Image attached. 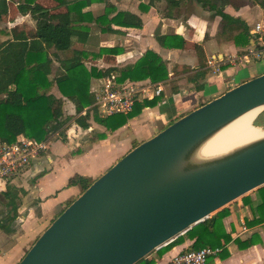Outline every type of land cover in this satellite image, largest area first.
<instances>
[{
	"label": "crops",
	"instance_id": "obj_1",
	"mask_svg": "<svg viewBox=\"0 0 264 264\" xmlns=\"http://www.w3.org/2000/svg\"><path fill=\"white\" fill-rule=\"evenodd\" d=\"M110 1L118 11L138 15L143 21V27L135 29L113 26L121 33L108 36L109 43L101 42V48H121L122 50L119 54L108 55L113 62L109 64L111 67L105 66L104 69L119 70L135 64L148 50H152L163 58L169 71V78L165 82L152 83L149 79L140 81L144 85H161L163 88L161 95L157 96L161 98L158 105L154 108H146L142 112L143 129L146 134L142 142L152 138L183 115L228 90L264 74V62L257 63V60L250 57V61L245 63L243 59L250 49L259 47V35L254 34L256 26L261 25L264 29L263 11L251 0H223L224 13L244 21L250 29V34L254 35L248 45H237L234 41H227L220 37L223 23L222 18L215 14L213 0H176L180 3V7L171 13L172 17L165 16L166 0H142L143 10L141 4L134 6V2L138 0ZM37 3L47 8H55L58 5L54 0H37ZM14 6L16 7L17 3L12 1L9 12L5 15L7 19L4 16L0 21V28L4 27L0 30V42L9 37L14 38L20 31H26L30 37L35 35V24L32 27L24 22L30 16L22 15L18 7L16 9L13 8ZM99 6L105 7L104 4L92 3L85 10L97 13L100 11H97ZM219 6L221 4H218L217 9ZM93 7H96L95 10ZM60 10L65 11V9ZM4 22L6 24H3ZM3 31L6 33L3 34ZM238 33L236 32L235 36ZM98 34L101 37L106 35L99 32ZM168 36L183 38L184 46L179 49L165 47ZM88 45L87 43L85 46L86 50ZM196 45L202 47L207 62L205 68L207 74L199 81L202 85L200 91L195 89V84L190 80L199 65ZM133 57L134 59H130ZM91 66L96 67V64ZM113 74L120 77L119 71ZM51 77H54V73ZM169 84H172L171 88H168ZM54 92L56 96L60 95L56 88ZM66 104L70 109L68 115H74L73 103L67 101ZM64 109L66 111V108ZM93 125H90L89 131L92 132L98 128L107 134L106 139L89 141L88 144L81 138V130L72 128L68 131L69 136L66 141L50 140L52 142L51 156H48L50 149V141H48V150L32 163L28 171L10 183L24 189L27 194L21 198L19 214L13 225L9 228L0 227V264H18L38 237L66 208L67 202L79 196L80 187L67 186L72 176L78 174L94 181L133 149L134 145L129 147L127 145L126 150L120 149L121 146H112L114 144L111 139L112 132L107 131L97 122ZM74 131L79 132V135L74 134ZM46 163L50 165V169L45 166ZM44 173L45 175L39 177ZM7 185L9 184L0 183L2 198ZM258 190L226 207L228 216L223 219V224L231 240L223 249L226 250L225 252L221 249L220 254L225 255L221 257L218 254L211 257L208 264H264V223L248 225L249 222L260 217L259 206L262 203V196ZM5 204L6 200L2 204L4 211H6ZM243 225L248 229L246 232H243ZM253 236L261 241L244 250L238 248L236 239L246 240ZM193 244L194 241L186 239L162 257H157L155 264H170L176 255L190 250ZM155 253L156 251L151 256H156Z\"/></svg>",
	"mask_w": 264,
	"mask_h": 264
},
{
	"label": "water",
	"instance_id": "obj_2",
	"mask_svg": "<svg viewBox=\"0 0 264 264\" xmlns=\"http://www.w3.org/2000/svg\"><path fill=\"white\" fill-rule=\"evenodd\" d=\"M259 108L264 74L178 118L94 180L18 264H137L264 187V135L220 155L199 153Z\"/></svg>",
	"mask_w": 264,
	"mask_h": 264
},
{
	"label": "trees",
	"instance_id": "obj_3",
	"mask_svg": "<svg viewBox=\"0 0 264 264\" xmlns=\"http://www.w3.org/2000/svg\"><path fill=\"white\" fill-rule=\"evenodd\" d=\"M13 0H0V21L9 12ZM57 7L47 8L37 0H22L18 4L19 12L30 16L35 24V35L30 37L26 31H20L14 38L0 42V139L13 143L20 135L35 139L39 142L50 141L59 136L62 141L67 140L66 130L72 122H76L84 129H89L87 119L91 112L98 124L109 132H115L128 122L140 116L144 109L158 105L160 97L146 99L137 103L129 114H118L110 117H100L94 108L95 96L91 92L95 79L107 77L119 71V82L150 80L152 83L165 82L169 78V71L163 58L152 50H148L135 64L125 66L119 70L101 72L95 66L88 68V58H99L103 55H115L121 48H101L98 53L85 49L94 30L102 34L121 33L113 26L140 29L142 19L131 12L118 11L110 0H54ZM258 5L264 14V0H251ZM166 17H172V12L180 7L176 0H166ZM89 3L104 4L102 11L93 13L85 10ZM215 14L222 18L223 29L220 37L234 41L237 45H248L254 35L250 34L248 25L241 19L224 13L223 0H213ZM218 4L221 6L218 7ZM143 10V5L141 6ZM60 9H65L61 11ZM94 24L95 28L91 25ZM239 32L235 36V33ZM3 34L6 32L3 31ZM184 46L183 38L168 36L165 47L179 49ZM198 56V70L191 75V82L200 91L199 81L204 79L207 70L206 57L201 46L195 47ZM71 52L70 55H66ZM54 62L59 64L57 70L60 77H52ZM57 89L59 96L53 93ZM67 101L73 103L75 115L65 113ZM86 113L82 115V113ZM263 116V115H262ZM105 132L90 138L91 142L106 139ZM138 146L134 144L133 148ZM44 174H40L42 177ZM93 181L81 175H74L68 180V187L78 186L84 192ZM261 192L262 203L259 206L260 217L249 222L248 225L264 223V187ZM27 192L13 185H7L3 197L6 200V211L1 220V228H9L17 219L21 205V198ZM74 199L67 202L69 206ZM63 209L56 218L64 211ZM39 214V213H38ZM228 216V209L224 208L211 218L194 226L185 234L156 251V256H148L137 264H155L157 257H162L175 246L186 239L194 241L190 250L201 248H221L230 242L231 237L225 231L223 219ZM55 218V219H56ZM54 219V220H55ZM255 236L246 239H236L239 249L244 250L258 244ZM224 252L226 250H223ZM224 253L220 254L222 257Z\"/></svg>",
	"mask_w": 264,
	"mask_h": 264
},
{
	"label": "built area",
	"instance_id": "obj_4",
	"mask_svg": "<svg viewBox=\"0 0 264 264\" xmlns=\"http://www.w3.org/2000/svg\"><path fill=\"white\" fill-rule=\"evenodd\" d=\"M254 34L259 35V47H253L244 56L248 63L250 57L257 61L264 60V29L257 25ZM163 92L161 85H144L140 81L119 82L111 73L105 77L100 86L93 91L95 96L94 108L100 117H110L118 114H129L137 103L145 99H153ZM148 93H151L150 95ZM86 113H82L85 115ZM48 150V141L39 142L35 139L20 135L13 143L0 139V181L10 184L30 169ZM248 229L243 225V232ZM221 248H201L186 250L176 255L170 264H208L211 257L220 254Z\"/></svg>",
	"mask_w": 264,
	"mask_h": 264
},
{
	"label": "rangeland",
	"instance_id": "obj_5",
	"mask_svg": "<svg viewBox=\"0 0 264 264\" xmlns=\"http://www.w3.org/2000/svg\"><path fill=\"white\" fill-rule=\"evenodd\" d=\"M15 3H17V6L13 7V8H16L18 7V4L19 2H21L22 0H13ZM89 4H92V3H89ZM142 5L143 2L142 0H138V2H134V6L137 7V5ZM13 6V5H12ZM91 6V5H90ZM96 7H93V9L95 10ZM104 8V6H99L97 7V11H102V9ZM5 19H7V17L5 16ZM25 24L27 23L28 26H34V22L30 19V18H27L25 19ZM3 24H6V22H4ZM93 28H95L94 24L91 25ZM2 28V29H1ZM0 30H3L4 27H1ZM107 35V36H106ZM105 36H102L101 35L99 36L98 34V31H94V33H92V35L90 36L89 40H88V48L87 50H89V52H95V53H98L99 50L101 49V42H104L105 44L109 43V37L112 36L111 34H106ZM109 36V37H108ZM119 44V43H118ZM132 49V48H131ZM130 49V50H131ZM134 53V52H132ZM71 52H68L66 55H70ZM93 58V57H92ZM95 59V58H93ZM98 59V60H97ZM95 60L97 61H93L91 58H88L86 60V65L88 66V68L91 67L92 64H96V67L98 69L101 70V72L105 73L106 71H110L112 70L111 69H104L105 66H110L109 64H112L110 62H113L111 61L110 57L108 55H103L102 57H99ZM130 59H134L133 58H130ZM262 62H264V60H261ZM257 63H259V61H257ZM58 67V63L57 62H54V65H53V73H54V77H60V75L58 74V71L56 70ZM119 69V68H117ZM56 71V72H55ZM116 77H117V80L119 78L118 75L114 74ZM52 78V77H51ZM105 77H101L100 79H95L92 87H91V92L93 93V91L98 88L101 84V82L104 80ZM172 84H169L168 88H171ZM53 93H56L54 92V89H53ZM68 104V103H67ZM67 104H65V108H66V114L68 115L70 113V109H68V106H66ZM65 110V109H64ZM74 110V108H73ZM75 115V114H74ZM263 115V116H262ZM89 120V124L91 126H94L93 124L96 122L95 120V115L93 114V112H91L90 114V117L87 118ZM93 123V124H92ZM250 127L251 129H253V136H252V139H255L257 137H260L262 135H264V110L262 108V110L260 111V113L254 118V120L251 122L250 124ZM72 128H75L76 130L80 129L82 133H80V136L83 140H85L87 143L90 141V138L95 135L97 136V134L99 132H101L100 129L98 128H95L94 131L90 132L89 129H84L82 128L81 126H79L76 122H72L68 129L66 130V135H68V131ZM90 128V127H89ZM73 132V131H72ZM74 134H77L79 135V132H76L74 131ZM146 134H145V129H143V115L141 114L140 116L130 120L128 122V124L123 128L121 129L120 131H117V132H112V141H113V145L112 146H121L120 149H125V147L128 145L129 146H133L134 144H141L143 139L145 138ZM86 138V139H85ZM53 140H58L60 142H62V139L59 137V136H54L52 139ZM89 144V143H88ZM87 144V145H88ZM49 146H50V149H49V152H48V156H51L52 155V152H51V148H52V142L50 141L49 142ZM126 150V149H125ZM74 156V155H73ZM71 156V157H73ZM45 166L50 169V165L48 163L45 164ZM105 173V172H104ZM103 173V174H104ZM100 177V176H99ZM35 182V181H34ZM0 183H4L2 181H0ZM14 186V185H13ZM82 193V190H80V194ZM79 194V195H80ZM77 198V197H76ZM76 198H72V199H76ZM4 198H2V196L0 195V224H1V220L3 219V214H4V208L2 206L3 202H4ZM73 200V201H74ZM13 225V224H12ZM17 226V224L15 225Z\"/></svg>",
	"mask_w": 264,
	"mask_h": 264
},
{
	"label": "bare ground",
	"instance_id": "obj_6",
	"mask_svg": "<svg viewBox=\"0 0 264 264\" xmlns=\"http://www.w3.org/2000/svg\"><path fill=\"white\" fill-rule=\"evenodd\" d=\"M261 110L262 108H259L241 116L233 124L220 132L201 148L199 152L201 157L220 155L229 152L238 146H242L261 138L263 135L252 139L254 132L250 127L251 122Z\"/></svg>",
	"mask_w": 264,
	"mask_h": 264
}]
</instances>
